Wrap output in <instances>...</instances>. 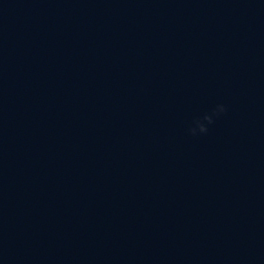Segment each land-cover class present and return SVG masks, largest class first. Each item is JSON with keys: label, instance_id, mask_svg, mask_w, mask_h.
Instances as JSON below:
<instances>
[{"label": "water", "instance_id": "1", "mask_svg": "<svg viewBox=\"0 0 264 264\" xmlns=\"http://www.w3.org/2000/svg\"><path fill=\"white\" fill-rule=\"evenodd\" d=\"M0 264H264V0H0Z\"/></svg>", "mask_w": 264, "mask_h": 264}, {"label": "clouds", "instance_id": "2", "mask_svg": "<svg viewBox=\"0 0 264 264\" xmlns=\"http://www.w3.org/2000/svg\"><path fill=\"white\" fill-rule=\"evenodd\" d=\"M226 107L223 104H217L210 113H205L192 122V126L188 128V134L197 136L198 134H206L208 132V125L214 123L215 119L219 118L226 112Z\"/></svg>", "mask_w": 264, "mask_h": 264}]
</instances>
